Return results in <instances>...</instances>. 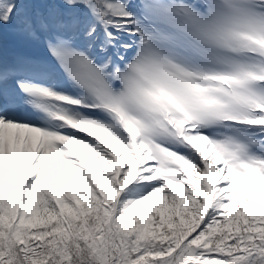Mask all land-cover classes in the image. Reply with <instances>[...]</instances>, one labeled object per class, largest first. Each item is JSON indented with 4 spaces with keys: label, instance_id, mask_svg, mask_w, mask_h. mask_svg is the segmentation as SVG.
Listing matches in <instances>:
<instances>
[{
    "label": "snow or ice",
    "instance_id": "1",
    "mask_svg": "<svg viewBox=\"0 0 264 264\" xmlns=\"http://www.w3.org/2000/svg\"><path fill=\"white\" fill-rule=\"evenodd\" d=\"M0 264H264V0H0Z\"/></svg>",
    "mask_w": 264,
    "mask_h": 264
},
{
    "label": "rangeland",
    "instance_id": "2",
    "mask_svg": "<svg viewBox=\"0 0 264 264\" xmlns=\"http://www.w3.org/2000/svg\"><path fill=\"white\" fill-rule=\"evenodd\" d=\"M15 40L14 46H7V53L12 58L16 54H24V55H41L42 53L34 48L28 47L25 45L12 31L11 28H5L2 32H0L1 38H10ZM11 45V44H10Z\"/></svg>",
    "mask_w": 264,
    "mask_h": 264
}]
</instances>
